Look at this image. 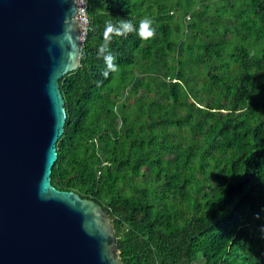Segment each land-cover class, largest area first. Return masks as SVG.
<instances>
[{
    "label": "trees",
    "instance_id": "obj_1",
    "mask_svg": "<svg viewBox=\"0 0 264 264\" xmlns=\"http://www.w3.org/2000/svg\"><path fill=\"white\" fill-rule=\"evenodd\" d=\"M51 183L101 204L123 264H264V0H88ZM149 17L155 37L105 22ZM199 256L201 260L197 261Z\"/></svg>",
    "mask_w": 264,
    "mask_h": 264
},
{
    "label": "water",
    "instance_id": "obj_2",
    "mask_svg": "<svg viewBox=\"0 0 264 264\" xmlns=\"http://www.w3.org/2000/svg\"><path fill=\"white\" fill-rule=\"evenodd\" d=\"M74 0H0V264H123L109 214L51 183L79 66Z\"/></svg>",
    "mask_w": 264,
    "mask_h": 264
},
{
    "label": "clouds",
    "instance_id": "obj_3",
    "mask_svg": "<svg viewBox=\"0 0 264 264\" xmlns=\"http://www.w3.org/2000/svg\"><path fill=\"white\" fill-rule=\"evenodd\" d=\"M152 19L144 17L139 21V27L133 24L131 20L120 18L118 23L114 24L111 20L105 22L103 30L104 43L98 48V56L102 57L106 64V70L103 73L105 77L109 72H116L119 70L116 64V56L112 54L109 45L113 36L126 37L127 35L135 32L141 39L148 40L155 37V29L152 28ZM264 231V227H262Z\"/></svg>",
    "mask_w": 264,
    "mask_h": 264
},
{
    "label": "built area",
    "instance_id": "obj_4",
    "mask_svg": "<svg viewBox=\"0 0 264 264\" xmlns=\"http://www.w3.org/2000/svg\"><path fill=\"white\" fill-rule=\"evenodd\" d=\"M76 3V14L74 19H76L81 36V42L85 39V35L89 28L90 17L87 12L88 0H74Z\"/></svg>",
    "mask_w": 264,
    "mask_h": 264
},
{
    "label": "rangeland",
    "instance_id": "obj_5",
    "mask_svg": "<svg viewBox=\"0 0 264 264\" xmlns=\"http://www.w3.org/2000/svg\"><path fill=\"white\" fill-rule=\"evenodd\" d=\"M199 260H201V257L199 256V258H198V260L197 261H199Z\"/></svg>",
    "mask_w": 264,
    "mask_h": 264
}]
</instances>
